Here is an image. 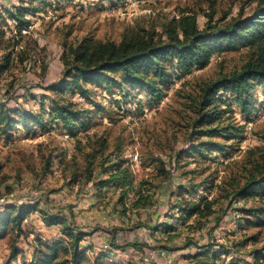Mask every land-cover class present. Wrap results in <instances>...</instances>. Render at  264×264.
I'll return each mask as SVG.
<instances>
[{"label": "rangeland", "instance_id": "374dc122", "mask_svg": "<svg viewBox=\"0 0 264 264\" xmlns=\"http://www.w3.org/2000/svg\"><path fill=\"white\" fill-rule=\"evenodd\" d=\"M245 2L0 0V62L6 54L10 58L8 69L0 73V103L40 112L45 120L43 128L18 125L8 136L0 134V212L9 204L29 203L63 218L88 234L79 244L91 262L105 252L104 264H253L252 252H264V225H248L239 210L264 206V195L232 203L223 197L242 185L253 161H264L263 90L255 88L249 119L229 93L223 95L229 119L244 126L238 141L211 139L228 147L187 155L196 141L189 135L198 116L200 87L221 72L238 70L246 47H217L205 65L186 72L172 63L175 75L158 100L129 85L88 83L87 97L62 93L58 96L86 110L74 133L51 116L55 95L46 90L61 76L65 48L83 38L119 43L125 37L160 35L182 12L195 15L199 28L208 18L231 26L240 11L250 12L252 4ZM21 6L36 8L24 16L25 27L9 15ZM124 168L129 176L121 185L110 176ZM204 198L216 199L225 211L218 223L211 216L199 229L196 218L178 208ZM10 228L0 236V264L13 250L12 263L27 264L38 241L60 238V225L46 226L38 212L24 219L20 232ZM196 252L208 254L195 258Z\"/></svg>", "mask_w": 264, "mask_h": 264}, {"label": "trees", "instance_id": "16d2710c", "mask_svg": "<svg viewBox=\"0 0 264 264\" xmlns=\"http://www.w3.org/2000/svg\"><path fill=\"white\" fill-rule=\"evenodd\" d=\"M245 3L252 4L250 12L244 15L240 11L232 20L231 26L220 25L216 20L208 18L203 28H199L195 15L182 12L178 18L164 25L160 35L125 37L119 43L83 38L68 45L62 56L63 69L60 78L46 86V90L55 95L49 109L51 116L60 121L67 131L74 133L75 122L81 120V115L86 110L76 107L74 102L66 101L58 95L70 91L87 97L89 90L84 85L89 83L117 88L129 85L146 91L152 99L158 100L164 87L169 85L175 75L172 63L175 62L181 72H186L194 66L205 65L211 50L222 46L234 48L240 45L246 47L245 61L240 68L221 72L216 79L200 87V96L195 102V112L198 116L193 121V131L189 135L192 141H196L187 155L197 153L204 156L206 151H225L227 145L212 142L211 139L238 141L242 137L244 126L229 119L227 113L230 109L222 108V103H228V100L223 99V95L229 93L238 105L240 114L249 119L256 86L264 93V0H246ZM35 11L33 6H21L9 15L19 27H25L28 20L24 16L34 14ZM2 60L0 73L10 65L8 54L4 55ZM117 73H120V77L116 76ZM18 125L24 129H29L31 125L43 128L44 116L30 109H13L5 102L0 103V134L8 136ZM204 137L208 140H201ZM251 164V168L244 175L242 185H235L223 199H229V203H232L233 199H246L254 194L264 195V161H253ZM128 176V170L124 168L119 172L115 171L110 177L124 185ZM141 200L140 196L134 204L137 205ZM178 209L186 217L194 216L199 229L203 225L202 221L207 222L211 216H214L215 223H218L221 213L225 211L216 199L207 198L201 201H186L184 206ZM239 211L247 217L244 219L248 225H264L263 205L241 208ZM32 212H38L46 226L60 225V238L58 241L44 244L38 241V250L27 264H104L107 257L105 252L96 256L92 262L86 260V248H81L79 243L88 236L87 233L68 225L63 218L47 215L36 204L5 206L0 212V236L7 234L9 226L10 229L20 232L24 219ZM171 228L168 226L166 229ZM189 228L194 227L190 225ZM111 247L120 248L114 245ZM260 250L252 252L253 264H260L263 258L264 252ZM206 254L208 253L196 252L193 256L197 258ZM15 258L16 251L13 250V254L3 264H14L12 260Z\"/></svg>", "mask_w": 264, "mask_h": 264}]
</instances>
